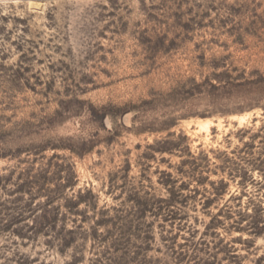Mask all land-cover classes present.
Here are the masks:
<instances>
[{
  "label": "rangeland",
  "instance_id": "1",
  "mask_svg": "<svg viewBox=\"0 0 264 264\" xmlns=\"http://www.w3.org/2000/svg\"><path fill=\"white\" fill-rule=\"evenodd\" d=\"M0 264H264V0H0Z\"/></svg>",
  "mask_w": 264,
  "mask_h": 264
}]
</instances>
